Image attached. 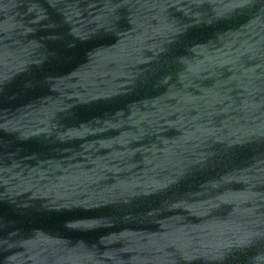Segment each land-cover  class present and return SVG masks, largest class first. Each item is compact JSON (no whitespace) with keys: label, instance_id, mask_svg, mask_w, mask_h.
I'll return each instance as SVG.
<instances>
[{"label":"water","instance_id":"obj_1","mask_svg":"<svg viewBox=\"0 0 264 264\" xmlns=\"http://www.w3.org/2000/svg\"><path fill=\"white\" fill-rule=\"evenodd\" d=\"M0 264H264V0H0Z\"/></svg>","mask_w":264,"mask_h":264}]
</instances>
